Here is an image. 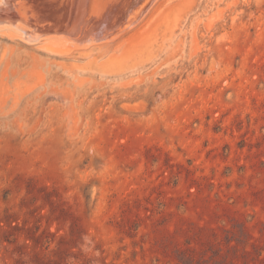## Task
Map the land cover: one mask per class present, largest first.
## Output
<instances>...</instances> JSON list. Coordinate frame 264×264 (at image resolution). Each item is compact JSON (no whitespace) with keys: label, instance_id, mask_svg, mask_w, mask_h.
I'll list each match as a JSON object with an SVG mask.
<instances>
[{"label":"rangeland","instance_id":"rangeland-1","mask_svg":"<svg viewBox=\"0 0 264 264\" xmlns=\"http://www.w3.org/2000/svg\"><path fill=\"white\" fill-rule=\"evenodd\" d=\"M6 1L0 264H264V0Z\"/></svg>","mask_w":264,"mask_h":264},{"label":"bare ground","instance_id":"bare-ground-1","mask_svg":"<svg viewBox=\"0 0 264 264\" xmlns=\"http://www.w3.org/2000/svg\"><path fill=\"white\" fill-rule=\"evenodd\" d=\"M96 0H64L62 6L59 8L58 10V13H56L58 15L57 19H54L56 15H54L52 21L48 24H44L42 27V29H49L50 31L49 32H53V36L52 37H69L70 35H75L77 37V33H80V32H83L84 34H88L90 33L94 28H96L99 23L101 22L100 19L97 20L95 19V14H94V11H93V5L95 4ZM124 1V0H123ZM23 2V1H21ZM28 2V1H27ZM116 2V1H115ZM122 4L124 2H121ZM22 4V3H21ZM27 4V3H26ZM127 3H125L124 5L126 6ZM12 5L14 4H11L10 2H7L6 0H2V2H0V6H4L6 7L7 9H11L12 8ZM25 5V4H23ZM38 5V4H37ZM114 5V4H113ZM16 6V5H14ZM29 6V5H27ZM50 6V4H49ZM124 6V7H125ZM37 7V6H36ZM42 6H40V9H41ZM44 7V6H43ZM112 7V6H111ZM117 7L116 6V10H117ZM127 7H128V4H127ZM115 8V7H114ZM136 8V7H135ZM138 8V7H137ZM96 9V7H95ZM121 9V8H120ZM124 9V8H123ZM122 9V10H123ZM127 9V8H126ZM143 9V8H142ZM43 10V9H42ZM115 9H113L114 11ZM128 10V9H127ZM8 11V10H7ZM29 11V10H28ZM37 11L39 12V10L37 9ZM44 11V10H43ZM42 11V12H43ZM46 11V9H45ZM118 11V10H117ZM120 11V10H119ZM6 12V11H5ZM30 12V11H29ZM36 12V11H35ZM121 14H122V11H120ZM127 12V11H126ZM125 12V15L128 16V14ZM119 13V12H118ZM23 14V12H22ZM21 14V15H22ZM35 14V13H34ZM98 14V13H97ZM117 14V13H116ZM29 15V14H28ZM28 15L26 17H28ZM31 15V13H30ZM42 15V14H40ZM8 16V15H5V17ZM39 16V15H38ZM102 16V15H100ZM109 16V15H108ZM3 17V16H2ZM16 17V16H15ZM30 17V16H29ZM115 17V16H114ZM114 17H112L113 19H115ZM18 18H20L18 16ZM23 18V16H22ZM31 18V17H30ZM35 18V17H34ZM111 18V20H112ZM120 18V17H118ZM116 18V20L118 19ZM4 19V18H3ZM21 19V18H20ZM95 19V20H94ZM110 19V18H109ZM127 19V18H126ZM125 19V20H126ZM22 20V19H21ZM30 20V19H29ZM35 20V19H34ZM107 21V20H106ZM114 21V20H112ZM128 21V20H127ZM130 21V19H129ZM115 22V21H114ZM113 22V23H114ZM0 25L2 26H5L7 29L10 28H14L15 29V26L13 25H8V24H4L2 22V20L0 19ZM19 23V22H18ZM27 25V24H26ZM119 25V24H118ZM126 27H127V24L125 23ZM40 26V25H39ZM3 27V28H5ZM25 27V26H23ZM119 27V26H118ZM26 28V27H25ZM117 28V27H116ZM12 29V30H14ZM17 29V28H16ZM115 29V28H114ZM121 29V28H120ZM20 30V29H19ZM31 30V29H30ZM98 30V29H97ZM113 30V29H111ZM43 31V30H42ZM46 31V30H45ZM4 32V31H3ZM25 32V31H24ZM23 32V33H24ZM8 33V32H7ZM22 33V32H21ZM55 33V34H54ZM43 34V33H42ZM48 34V32H47ZM28 35V36H27ZM26 36L30 39V40H38L40 37L33 33V32H29ZM45 35V34H44ZM80 34H78L79 36ZM108 35V34H107ZM25 36V35H24ZM51 36V35H49ZM81 36V35H80ZM90 36V35H89ZM93 36V35H92ZM91 36V37H92ZM95 37V36H94ZM86 38V36L84 37ZM102 38V37H101ZM28 39V41H29ZM45 39V37H44ZM63 39V38H62ZM82 39V38H81ZM90 38H88L89 40ZM95 39V38H94ZM59 40V39H58ZM64 40V39H63ZM68 40V39H67ZM66 40V41H67ZM74 40V39H73ZM73 40H70L73 41ZM83 40V39H82ZM69 41V40H68ZM98 41V40H97ZM30 42V41H29ZM33 42V41H32ZM35 42V41H34ZM74 42V41H73ZM94 42V41H93ZM92 42V43H93ZM31 43V42H30ZM69 43V42H68ZM88 43V42H86ZM71 45V43H69ZM73 44V43H72ZM82 45V44H80ZM65 46V45H64ZM83 47H85L84 45H82ZM81 47V46H79ZM75 48H78L77 46Z\"/></svg>","mask_w":264,"mask_h":264}]
</instances>
